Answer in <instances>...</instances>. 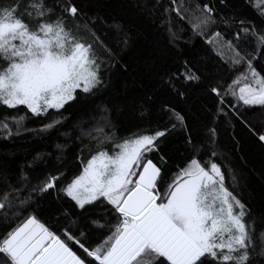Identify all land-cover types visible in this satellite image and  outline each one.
<instances>
[{
  "label": "snow or ice",
  "instance_id": "1",
  "mask_svg": "<svg viewBox=\"0 0 264 264\" xmlns=\"http://www.w3.org/2000/svg\"><path fill=\"white\" fill-rule=\"evenodd\" d=\"M127 2L137 18L158 13L173 47L190 31L212 56L181 52L175 70L137 88L118 77L139 33L130 20L101 15L109 0H0V105L17 110L0 116V135L58 131L74 103L97 113L87 129L78 125L76 139L96 147L77 174L63 179L56 168L33 182L40 153L15 171L0 163V220L23 216L0 234V264H264V211L257 218L239 190L243 176L216 148V127L203 124L211 100L213 123L235 119L264 146V122L253 126L245 115L264 114V0ZM240 66L243 79H222V69ZM19 106L48 122L28 129ZM157 109L156 127L118 139L105 132L113 112L143 121ZM176 130L189 155L169 179L165 157H152ZM53 194L65 204L55 222L42 221L40 202Z\"/></svg>",
  "mask_w": 264,
  "mask_h": 264
},
{
  "label": "trees",
  "instance_id": "2",
  "mask_svg": "<svg viewBox=\"0 0 264 264\" xmlns=\"http://www.w3.org/2000/svg\"><path fill=\"white\" fill-rule=\"evenodd\" d=\"M109 4L108 7H101L102 16L107 18L109 15H116L130 20L134 22L139 33L136 43L122 54V62L127 63L129 69L128 73L119 75L120 81L132 83L134 78L137 88L142 87L147 90L156 82L158 73L169 69L175 70L179 66L177 57L180 56L181 52L184 55H191L195 59L212 56L209 52V45L205 44L200 37L191 35L190 31L187 34H182L178 47L170 45L166 32L160 27L161 21L158 13L153 14L148 19L137 18L127 0H109ZM222 11L227 14L229 9L222 8ZM248 15L251 16L252 13L248 12ZM173 21L180 23L187 31V26L183 22L178 21L175 17H173ZM219 30L225 31L223 28ZM112 40L114 42L115 37ZM245 46L249 51L252 50V45ZM257 70L259 71V65ZM242 71H244L242 66L238 67L235 72L222 69V79L229 82L237 77L243 79L240 76ZM92 107L83 102L74 103L71 107L66 105V110L62 111L67 119L58 131L55 129L43 133L27 131L8 139H4L0 135V163L15 171L18 166L32 162L34 156L40 153L45 156V160L33 164V170L30 172V176L34 178L33 182H35V178L54 171L56 168H59L63 173V179L77 174L82 167L81 161L90 158V154L96 147V142L90 138L76 139L80 134L78 125H82L86 129L92 125V117L97 114L92 111ZM214 113L213 102L208 100L205 106L203 124L207 127H216V148L226 158L227 162L231 163L233 168L243 176L244 179L239 190L242 191L249 206L259 218V214L264 211V146L258 142L247 127L235 119L230 121L217 119L213 123ZM9 114L15 115L17 110L7 109L6 106L0 105V116ZM19 114H27L26 127L28 129H39L48 122L47 118L32 117L23 106H19ZM245 115L253 126L258 127L260 123L264 122V114L258 107L247 110ZM113 120L116 121L115 127L106 128L105 132L118 139L128 137L144 128L158 126L160 114L157 109L152 113L151 120L140 121L113 112ZM207 127L201 130V135L207 134ZM63 133H67V135H63ZM57 145H65L59 160L57 156L60 155V150ZM160 155L165 157V167L169 170L167 175L171 179V176L178 167L183 166L186 157L189 155L185 151L180 130L174 131L167 137L162 144L161 153L153 155V161L157 162ZM25 170L28 171V169ZM54 196L55 194L52 197L46 196L40 202L42 213H38V215L42 221L55 222L56 218L60 216L57 209L61 204H65V201H58ZM22 220L23 216L15 221L0 220V234L6 228L15 227ZM261 230L257 228L256 232L259 233ZM256 243L259 247L258 239Z\"/></svg>",
  "mask_w": 264,
  "mask_h": 264
}]
</instances>
